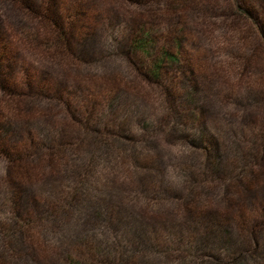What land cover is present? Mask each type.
Returning <instances> with one entry per match:
<instances>
[{"label": "rangeland", "instance_id": "rangeland-1", "mask_svg": "<svg viewBox=\"0 0 264 264\" xmlns=\"http://www.w3.org/2000/svg\"><path fill=\"white\" fill-rule=\"evenodd\" d=\"M232 1L191 0L185 3L187 9L155 13L161 30L178 23L187 36L183 57L193 68L195 103L201 113L181 128L206 140L183 142L184 129L169 130L172 120L166 123L170 117L161 109L159 91L143 82L119 49L127 45L132 19L148 16L147 12L119 0H95L102 9L100 18L92 19L95 28L86 43L76 45L87 56L70 65L71 60L61 61L66 54L62 48L50 52L59 58L50 59L42 46L50 34L44 27L0 0V37L9 57L1 64L0 84L21 94L14 97L0 88V226L10 222L3 203L11 193L18 194L23 216H31L28 235L14 239L17 256L3 251L6 264H64V257L81 258L80 238L98 229L107 240L95 236L97 242L117 250L119 244L109 235L112 230L121 232L128 240L129 264H169L175 250L167 254L172 244L165 231L177 233L172 240L177 246L180 235L190 234L185 229L199 227L198 220L205 217L215 220L213 229L226 231L233 243L245 241L247 249L255 248L258 256H264V0H238L258 18L256 23L254 17L237 16ZM104 16L106 28L101 26ZM39 70L50 73L73 93L59 101L31 95L26 88L27 72ZM171 75L178 90L183 78L177 70ZM79 86L81 91H76ZM37 88L45 90L39 84ZM115 94L116 116L107 122V134L89 132L76 123L103 115L104 104ZM141 116L155 123L154 132L138 131L134 119ZM50 126L57 127L66 142L52 152L34 149L40 143L37 130ZM120 128L129 139L113 142ZM95 138L107 141L106 145L93 142ZM3 146L22 159L8 164ZM96 147H100L97 152ZM94 153L102 157L96 156L86 175L75 176ZM241 154L248 155L247 159L240 158ZM213 163L219 164L217 177L198 169L199 164L209 167ZM233 167L240 171L236 178L226 172ZM73 180L85 185L69 209L64 200ZM188 189L192 194L186 207L181 198L187 197ZM56 201V209L61 204L56 218L43 220L41 211ZM107 205L113 206L116 220L112 227L97 226L92 214ZM151 230L156 234H148L147 239L142 236ZM148 245H155L156 250ZM215 251L205 253L214 256Z\"/></svg>", "mask_w": 264, "mask_h": 264}, {"label": "trees", "instance_id": "trees-1", "mask_svg": "<svg viewBox=\"0 0 264 264\" xmlns=\"http://www.w3.org/2000/svg\"><path fill=\"white\" fill-rule=\"evenodd\" d=\"M10 2L19 11L29 16L31 19L35 20L41 27H44L48 33L47 39L43 43L48 52L50 59L57 58V55L51 56L50 52L55 49L62 48L66 53L62 56V63L71 65L72 62H82L85 59L86 54L82 50H77L76 45L79 46V42L83 45L86 36L92 34V30L95 26L92 24V19L100 18L102 9L95 0H2ZM191 0H119L120 3L125 5H131L142 9L148 16H142L141 19H132V24L128 29V40L127 45L124 48H119L124 50V57L130 63V65L135 69L137 75L150 87H154L159 91L161 96V109L164 113L166 112L170 117L167 120H172V123L168 126L170 131L180 128L184 129V134H181L180 139L183 142H204L206 140L205 136H198L196 139L192 137L189 132L186 131V121L191 122V118H194L197 113H201V107L199 104L195 103V91L196 86L193 80V68L192 65L185 60L183 57L184 41L186 39V34L184 29L178 28V23H171V25L163 31L156 22L155 13L162 11H172V9H177L179 7L187 6L185 3ZM235 14L239 17L253 19V15L250 11L244 8L238 3V0L232 1ZM174 6V7H173ZM171 13V12H169ZM246 16V17H245ZM164 17V16H163ZM162 17V18H163ZM106 16L101 18V26L103 28L107 27ZM258 19V18H257ZM256 17H254L253 22L256 23ZM169 22L171 19L169 18ZM85 34V36H82ZM59 58V57H58ZM9 57L6 50V42H4L3 36L0 37V76H2V65L8 62ZM73 60V61H72ZM2 64V65H1ZM178 71L182 76L183 80L180 84L178 90L175 89V80L172 77V73ZM29 80H27L26 88L30 91L31 95H36L35 97L41 100L51 99L59 101L64 97V95L72 94L73 91H69V87L64 86L63 83L56 81L55 77L44 70L35 71L33 73L27 72ZM36 84L44 91L35 90ZM69 85V84H68ZM0 88L6 93L18 97L19 92L12 89V87H6L0 84ZM82 87L79 86L76 91H81ZM79 93V92H76ZM102 95V93H100ZM253 95V94H250ZM104 97V95L102 96ZM116 94L107 99V104H104L105 109L103 110V115L94 120L90 121L87 117L84 121H76V123L82 124L87 127L89 132L99 133L100 135L107 134L106 127L107 122L116 116L115 111L118 105V100ZM256 100V99H255ZM70 107V106H69ZM69 111H72L68 108ZM173 116V117H172ZM75 117V116H74ZM146 116H141L134 119L135 125L140 132L152 133L155 131V123L152 120L146 119ZM159 125L161 124L158 123ZM169 124V123H168ZM175 125V126H174ZM186 127V128H181ZM201 131L202 129L198 128ZM124 129L120 128L119 132L113 135V142H120V140H128L129 134H126ZM36 138H39L38 145L34 149H47L52 152L53 148L56 146L62 147L63 142H66L64 135L59 132L57 127L50 126L46 129H38L36 133ZM1 140V139H0ZM209 140V139H208ZM1 142V141H0ZM93 142H98L99 145L105 146L106 144L97 138ZM190 144V143H189ZM107 146H109L107 144ZM100 147H96V152ZM214 149V145H212ZM127 150V149H126ZM5 161L8 164H14L20 161L22 158L13 157L12 153L7 151V149L1 148ZM135 152V149L132 148ZM259 149L255 151L258 153ZM255 152H253L252 157H255ZM91 154L89 160H87L82 172H74L75 176H79L81 173H88L89 164H93L95 158H101L102 155ZM107 154V153H106ZM105 154V155H106ZM134 156V154H132ZM245 156L243 160L247 159ZM205 159V158H204ZM208 161V159H207ZM209 162V161H208ZM246 163V161H244ZM243 162V163H244ZM201 163V162H200ZM218 163H213V165L206 167L205 164H199V170L202 174L207 173L213 177L219 175ZM239 168L233 167L231 172L226 171L231 176L237 175ZM73 187L71 192H68L65 196V206L73 207L76 203L81 191L84 187V183L80 180H73ZM156 189L153 190L155 192ZM187 197L181 198L184 205L189 206L190 196L192 194L191 189H188ZM18 194L11 193L10 197L6 199L3 203L6 210L10 213V222L7 225L0 226V264H6L3 259V251L7 250L14 257L17 256L18 251L14 247V239L17 235L27 236L26 228L30 225L29 215L23 216L19 210ZM62 201V200H61ZM60 201V202H61ZM57 201L55 203H49L47 208H44L41 212L43 214V220L53 221L56 218V213L60 206H57ZM35 207V205H34ZM113 206L107 205L106 207H101L95 210L93 219L95 220L97 226L107 227V224L111 226L113 220H116L112 215ZM111 213V216H110ZM199 227L192 228L191 231L185 229V234L190 233L188 237L180 235L177 239V246L173 236H177V233H171V230H167L166 235L171 240L172 249L169 250V246L164 249L169 250V254L172 250H175V255L171 254L169 256V264H262L264 262V256H258L257 250L255 248L247 249L249 246L245 241L239 243H233L228 236L226 231H215L214 225L217 224L215 220H211V217H205V219L198 220ZM42 222V221H41ZM103 224V225H99ZM112 227V226H111ZM96 228V227H95ZM98 229L89 231L84 234L79 241V246L82 247L83 251L80 252L81 258H69L64 257V264H129V250L127 249V239L122 237L121 232L111 231L112 234L109 237L113 238V241H117L119 244V250L112 247L100 245L97 242L95 236H100L103 240H107V235L101 234ZM151 233L143 232L141 233L143 237L148 238V234H156V230H151ZM187 232V233H186ZM97 233V234H96ZM253 233V230H251ZM152 235V236H153ZM88 238V239H87ZM96 241H93L95 240ZM185 240V241H183ZM119 241V242H118ZM213 242L210 244L209 242ZM170 242V241H169ZM155 249L156 246H149L148 249ZM116 250V251H115ZM154 250V251H155ZM216 250L218 254L211 255L205 253V251ZM166 255V253L164 254ZM82 256H88V258H82ZM168 257V256H167ZM208 258L205 260V258ZM107 259L106 261H101V259Z\"/></svg>", "mask_w": 264, "mask_h": 264}]
</instances>
